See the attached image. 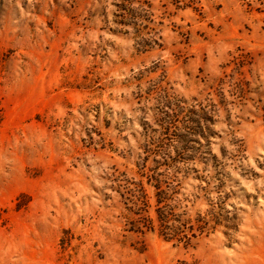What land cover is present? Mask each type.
Instances as JSON below:
<instances>
[{"label": "rangeland", "instance_id": "obj_1", "mask_svg": "<svg viewBox=\"0 0 264 264\" xmlns=\"http://www.w3.org/2000/svg\"><path fill=\"white\" fill-rule=\"evenodd\" d=\"M0 264H264V0H0Z\"/></svg>", "mask_w": 264, "mask_h": 264}]
</instances>
